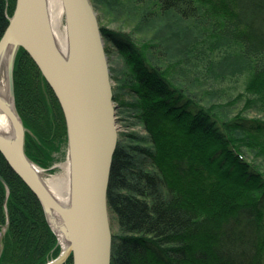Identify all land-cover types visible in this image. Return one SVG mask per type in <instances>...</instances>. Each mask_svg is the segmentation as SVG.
Instances as JSON below:
<instances>
[{
	"label": "trees",
	"instance_id": "1",
	"mask_svg": "<svg viewBox=\"0 0 264 264\" xmlns=\"http://www.w3.org/2000/svg\"><path fill=\"white\" fill-rule=\"evenodd\" d=\"M94 1L104 14L121 10L129 24L168 17L191 31L186 70L172 58L171 34L138 42L100 25L106 54L111 48L122 60L116 82L134 95L124 105L146 133L130 134L132 146L119 137L113 156L110 264H264V119L225 113L244 103L264 114V0ZM14 4L0 0V39ZM197 27L202 33L193 32ZM212 58L232 63L230 73H241L239 79L223 80ZM233 78L243 88L239 94L223 84ZM13 83L25 155L49 169L55 150L67 143L66 124L22 48ZM7 220L0 264H46L58 256L40 201L0 154V226Z\"/></svg>",
	"mask_w": 264,
	"mask_h": 264
},
{
	"label": "water",
	"instance_id": "2",
	"mask_svg": "<svg viewBox=\"0 0 264 264\" xmlns=\"http://www.w3.org/2000/svg\"><path fill=\"white\" fill-rule=\"evenodd\" d=\"M68 34V57L58 52L49 31L42 0H15L0 39V55L13 49L9 85L14 101L13 62L22 48L40 70L62 110L70 163L71 206L66 228L69 246L46 264H110L112 230L107 193L118 143L112 81L97 12L90 0H61ZM0 110H5L0 102ZM19 121V148L0 140V154L40 201L45 216L53 201L30 170L37 168L24 152ZM5 114L14 121V118ZM40 179H42L40 177ZM4 244L1 238L0 252Z\"/></svg>",
	"mask_w": 264,
	"mask_h": 264
},
{
	"label": "rangeland",
	"instance_id": "3",
	"mask_svg": "<svg viewBox=\"0 0 264 264\" xmlns=\"http://www.w3.org/2000/svg\"><path fill=\"white\" fill-rule=\"evenodd\" d=\"M90 1L92 3L93 8L97 12L99 26L100 25L102 27L106 26V28L110 30H115V31L123 30L125 32L131 33L134 39L137 40L138 42L143 41V40L147 41L148 39H153V36L157 37V34L165 36V37L171 34L172 35V37L170 36L171 40L170 41L168 40V42L169 44H172L171 51L173 53L172 58L174 59V61L181 62L185 58L184 56H189L190 40H191L190 32L191 31L188 29V27H186V25L183 22H177V25H175L174 21L170 20L167 17L162 20L154 19V20H151L149 24H142L141 26H136L133 23L129 24L126 21L125 17L122 14L123 12L121 10L119 9L117 10L115 8L114 11H112L111 15L104 14L103 11H101L100 7L97 5V3L94 0H90ZM14 7H15V4H14ZM13 12H14V9L12 11V14ZM195 29L196 30H194L193 32L202 33V30H200L201 27H197ZM200 39L201 38L197 39L196 42H198ZM225 44H226L225 41L224 42L220 41L218 43L219 46H224ZM104 47H106L105 44H104ZM201 53H202V50H201ZM107 59H108V65H109L111 81H112V90L114 89V94L116 97V101H114V104L116 106L115 119H116L117 131H118V138L120 137V140L125 139L126 140L125 144L127 146L128 145L132 146V145H135L136 143L128 139V136L130 134L138 135V136L139 135L145 136L146 133L144 129L140 126L139 122L135 119V117H133L134 116L133 110L130 107L124 105V103L129 104L130 102H132L134 100V95L128 91L126 92L125 90H122L121 87L119 86V83H117L115 79L117 77L121 78L119 74L121 73V69H122V60L118 57V54L116 53V51L111 48L109 49ZM208 60H211V62L214 61L216 64H218V65H214L215 73H217L218 76L222 77L223 80L229 78L230 76L239 79V75H241V73L235 72L231 74L230 69H234V65L232 66V63H228L226 59L215 61L212 58ZM13 65H14V62H13ZM187 65H188L187 60H184L182 63V66H185L186 70L188 68ZM234 78L228 81L225 80L223 84L228 86V88H231L234 94H239L238 92L241 93L243 91V88L240 85H236V83L234 82L236 79ZM13 86H14V83H13ZM243 96H245L244 92H243ZM250 98H253V97H250ZM221 102H222L221 100L217 102L218 106ZM14 105H15V96H14ZM225 110H226L225 113L226 114L228 113L230 116H236L237 114H240V116H244L245 118L264 119L263 112L257 109L254 105L247 106L244 103H242V105L241 104L237 105L236 103V105H233V106L229 105V107H226ZM27 132L29 133V131ZM25 133L26 132L24 129V141H25ZM249 156H250L249 160H251L252 162L254 161L256 165L258 164L260 165V167H262L261 164L259 163L261 159L255 160L254 156L250 154ZM53 158H54L53 164L49 167V169L39 168L35 163H33L30 160L35 166H37L41 170L40 176L42 180H46L47 178H50L51 176L61 175L65 172L64 165L68 160L67 143L65 146L59 147L55 150V152L53 153ZM143 160H144V166L148 167L149 162L146 159H143ZM4 187L6 190V197H7L9 194V189H8V186L6 185H4ZM3 206L5 208V204ZM44 218H45V221L50 231L55 236L56 244L59 247V253H58V256H59L62 251L61 245L59 244L58 238L53 232V229L50 226V223L47 217L45 216V213H44ZM110 220H111V229H112V234H113L115 233V228H114V221H113L112 216H110ZM7 225H8V220L5 221V223L0 226V245H1L2 236H4V239H5V232L7 229ZM1 252H2V249H1ZM1 252H0V256H1Z\"/></svg>",
	"mask_w": 264,
	"mask_h": 264
},
{
	"label": "bare ground",
	"instance_id": "4",
	"mask_svg": "<svg viewBox=\"0 0 264 264\" xmlns=\"http://www.w3.org/2000/svg\"><path fill=\"white\" fill-rule=\"evenodd\" d=\"M45 18L55 46L63 58L68 57V34L65 26L64 11L61 0H42ZM13 57V49L8 47L0 55V102L5 110H0V140L11 149L19 148V121L14 112V101L9 85V71ZM14 118L12 121L7 114ZM65 172L51 176L46 180L40 179L41 170L31 169V174L41 181L50 195L54 209H47V219L53 232L58 238L61 250L66 251L69 246L66 221L71 206L70 163L64 165Z\"/></svg>",
	"mask_w": 264,
	"mask_h": 264
}]
</instances>
